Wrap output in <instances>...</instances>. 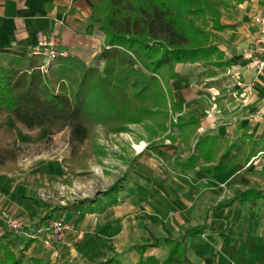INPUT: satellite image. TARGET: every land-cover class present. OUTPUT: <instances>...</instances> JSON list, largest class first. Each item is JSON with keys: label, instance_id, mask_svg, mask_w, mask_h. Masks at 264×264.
<instances>
[{"label": "trees", "instance_id": "trees-1", "mask_svg": "<svg viewBox=\"0 0 264 264\" xmlns=\"http://www.w3.org/2000/svg\"><path fill=\"white\" fill-rule=\"evenodd\" d=\"M85 1L92 12V23L86 32L90 34L96 27L104 35L96 57L102 67L87 64L65 51V55L50 61L43 70L38 55L0 49V119L9 115L16 124L30 131L47 124L49 137L68 128L71 155L62 161L77 166L68 168L72 174L85 169L88 159L96 154V151L76 148L84 142L94 148L98 127L108 135L123 132L128 125H141L148 132L149 140L160 135L171 143L181 139L188 153L175 161L174 174L197 166L201 172L215 174L236 162L248 163L256 153L264 151V144L256 148L251 141L246 154L244 139L228 145L227 140L217 135L196 137L198 117L184 113L182 104L173 100L167 87L170 79L178 78L174 71L177 63L224 64L216 61L222 55L213 43L216 32L225 28L220 21L221 10L228 8L232 1L245 0ZM22 146L10 127L0 128L1 173L17 169ZM148 146L154 147L155 143L150 142ZM127 178L125 173L98 195L65 205L50 203L32 193L21 197L36 207L45 208L39 218V224H45L61 211L66 214L104 212L116 205ZM33 182L37 184V180ZM257 200L264 204V190L247 188L218 202L211 210ZM208 217L209 211H206L202 224L181 228L176 238L164 236L131 246L140 255L135 264H171L175 256L188 263L186 239L203 234ZM8 236V232L0 235V264H25L24 251L34 240L27 239L21 249L14 251L5 242ZM161 243L168 249L164 260L152 255L143 257L147 248ZM31 261L40 264L38 259ZM95 264L123 263L109 256Z\"/></svg>", "mask_w": 264, "mask_h": 264}, {"label": "crops", "instance_id": "crops-1", "mask_svg": "<svg viewBox=\"0 0 264 264\" xmlns=\"http://www.w3.org/2000/svg\"><path fill=\"white\" fill-rule=\"evenodd\" d=\"M262 9L263 0H245L222 15L220 21L225 28L216 32L213 43L222 55L216 61L224 64L213 66L202 61L177 63L174 71L178 78L170 79L167 85L173 100L182 104V111L198 117L196 137L217 135L227 140L228 145L244 139L246 154L248 142L252 141L256 148L264 144V76L256 73L253 64L242 56V50L250 45L254 37L253 17L261 13ZM91 13L85 0H0V49L26 52L35 44L37 33L54 34L63 51L80 57L87 64H93L101 51L104 35L96 27L90 34L86 32V27L92 23ZM99 64L102 66V62ZM237 80L243 81L244 85L236 86ZM217 91L219 94L214 96ZM4 126L15 132L23 128L9 115L0 119V128ZM43 126H46L47 131L48 125ZM24 141L22 139L20 142ZM192 141L190 139V144ZM173 152L136 151L131 163L132 171L128 173L124 191L118 196L116 205L102 213L67 214L72 225L66 230L61 245L65 257L59 258V261V252L56 255L53 248L42 243L39 249L40 242L33 241L24 251V263L34 264L31 259L35 258L40 264H95L115 256L123 264H134L138 254L130 249L131 246L149 243L152 236L159 237L161 232L166 236L178 235L183 221L181 218L178 221L171 219L169 215L172 208L161 210L158 204L172 194L167 189L171 182L156 174L158 171L164 173L159 166L168 162ZM38 164L43 165L41 170L54 166L58 168L51 161L37 159L20 163L16 172H0V216H14L33 226L40 225L39 218L45 208L36 207L29 199L21 197L31 193L35 196L36 189L30 183V177L33 176L31 168ZM246 164L244 161L236 162L215 174L201 172L198 166L183 173H196L195 170H198L211 178L216 187L217 184L227 183L242 168L248 172ZM191 185L200 194L204 191L205 186L201 183ZM186 187L189 189V186ZM193 193L197 191L193 190ZM182 204L183 208H188L191 203L186 200ZM167 218L168 222L155 225L160 219ZM193 226L196 225L190 227ZM209 232L210 236L216 238L212 244L208 239H200L204 232L187 238L188 263L175 257L172 264L177 259L180 264H264V228L248 233H225L222 230ZM5 242L17 251L26 241L9 235ZM54 248H57V243ZM39 250L41 254L34 255ZM153 254L164 259L168 251L161 243L144 253L145 256Z\"/></svg>", "mask_w": 264, "mask_h": 264}, {"label": "rangeland", "instance_id": "rangeland-1", "mask_svg": "<svg viewBox=\"0 0 264 264\" xmlns=\"http://www.w3.org/2000/svg\"><path fill=\"white\" fill-rule=\"evenodd\" d=\"M236 4L235 1H232L228 8L222 9L221 16L229 13L231 8ZM207 27L209 28L210 24H208ZM93 64H98L99 67H102L96 60ZM45 127L46 126H42L39 129L32 131L22 128L21 131L18 129L17 132L11 128L14 131L15 137H17L16 139L18 143L23 145L17 163L18 167L14 172L19 169L20 163H30L37 159L51 161L55 165H58V168H55L56 166H54V168L46 170H41L42 168L40 167H43V165L40 166L39 164L36 165L35 168H31V174L33 176L30 177V183H32L33 187L36 189L35 196L40 199L47 200L50 203L57 205H65L68 202L94 197L98 195L99 192L113 185L123 174L132 171L131 163L133 157L136 155V151H174V156L172 154V158L168 159V162H163V164L159 166L162 167L164 173L162 174L159 171L156 172L161 179L171 182V184H169L170 188L167 189L172 191V194L164 200H160V203L158 204L161 210H166L167 207L172 208V213H170L169 216L171 219H177V221L181 218V221H183L180 223L181 228L203 223V211L204 213L209 211V217L207 220L208 229L204 231V234L200 239H208L211 244L216 238L215 236H210L209 231L222 230L225 233H248L251 231H259V229L264 228V204L262 200L245 203L243 205L235 203L226 209H219L217 212L211 210L215 204L233 197L238 191L255 187H260L264 190V151L256 153L255 156L248 161L246 164L248 166V172L244 171L242 168L240 172L234 177H231L227 183L217 184V186L214 187L211 178L206 177V175L198 170H195L197 171L196 173L189 172L173 175L172 169L174 168L175 161L179 157H183L184 153L188 152V148L181 143V139L178 138L175 142L171 143L167 139H161L162 135H160L149 140L148 132L141 125H128V128L125 131L108 135H105L100 127H98L96 129V145L94 148L90 147L88 142H84L76 148L77 151H96V154L88 159L87 167L85 169H78L76 170V174H72L69 172L68 168H77V166L69 161H62V159L67 160L71 155L69 129L65 128L49 137V126L47 131V128ZM173 131L175 134L178 133L175 129ZM22 139L25 140V143L20 142ZM150 142L155 143V146H148ZM50 177L53 178V181L50 180ZM34 179L37 180V184H34ZM190 183L193 185L201 183L205 186L204 191L200 194V192H198L199 190L193 187ZM125 185L126 184L124 183L123 186ZM186 186H189L190 190L187 189ZM162 190H164V188ZM193 190L197 191V193H193ZM122 191L120 193H122ZM120 193L119 195H122ZM120 197L123 198L124 196ZM186 200H189L191 203L188 207L189 209L183 208L182 203ZM158 210L160 211V209ZM184 214L186 215L185 218L187 217L186 219H182ZM57 216L63 217L64 223L67 226L64 231L65 237L66 230L72 225L70 222L71 218L62 211L59 212L56 217ZM155 221L157 220L155 219ZM23 222L27 224L29 223L27 221ZM157 222L158 223L155 225L160 226L163 222H168V218L166 220L160 219ZM30 225V227L26 228L24 226L23 228L28 231L29 229L37 228L36 226H33L34 224L30 223ZM0 227L4 228L0 235L8 232L9 235L20 238L22 241L33 239L28 236V231H25V235H17L7 231L2 222H0ZM173 229L176 228L173 226ZM164 235L165 234L161 232L158 234L159 237L156 235L152 236L150 242L164 237ZM176 237H178V235L172 238ZM63 239L57 242V250L59 252L57 260L66 255L61 252ZM33 240L40 242L38 243L40 249L41 241L37 239ZM165 248L167 249L166 246ZM136 253L138 254V252ZM40 254V250L34 252V255ZM147 256L143 254V257ZM152 256H155L160 261L167 257L160 259L154 254ZM139 257L140 255L138 254V259ZM178 259L175 264H180ZM64 263L65 262H60V264Z\"/></svg>", "mask_w": 264, "mask_h": 264}, {"label": "built area", "instance_id": "built-area-1", "mask_svg": "<svg viewBox=\"0 0 264 264\" xmlns=\"http://www.w3.org/2000/svg\"><path fill=\"white\" fill-rule=\"evenodd\" d=\"M255 25L254 37L250 45L242 50V56L253 64L256 73L264 76V0L263 9L261 13L253 17ZM29 55H38L41 58V68L46 69L47 64L54 60L59 55H65V51L60 48L58 38L54 34L43 35L37 33L35 44L27 51ZM236 86H243V81L237 80ZM248 86V84H247ZM217 91L215 95H218ZM215 98V97H214ZM214 100V99H212ZM215 107V104H213ZM0 222L3 223L7 231L14 234H24L27 229L24 226L30 227V222L24 223L23 220L14 216H0ZM67 228L64 223L63 217L57 216L51 218L47 223L40 224L36 229H29L28 236L41 241L42 244L53 248L54 253L57 255L58 250L54 248L58 241L64 237V231ZM4 228L0 227V233Z\"/></svg>", "mask_w": 264, "mask_h": 264}]
</instances>
